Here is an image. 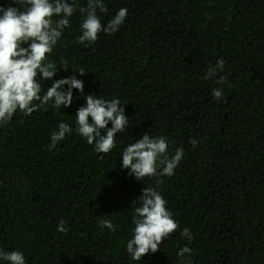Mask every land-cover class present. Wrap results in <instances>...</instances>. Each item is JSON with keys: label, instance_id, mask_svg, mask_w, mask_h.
Masks as SVG:
<instances>
[{"label": "trees", "instance_id": "1", "mask_svg": "<svg viewBox=\"0 0 264 264\" xmlns=\"http://www.w3.org/2000/svg\"><path fill=\"white\" fill-rule=\"evenodd\" d=\"M105 4L103 23L122 7L125 23L82 47L77 12L52 56L70 70L55 79L83 68L85 93L126 102L129 126L106 155L75 132L49 151L59 122L75 127L85 101L74 89L70 107L18 112L0 127V248L22 251L27 264H139L125 250L131 204L158 178L137 181L121 169L119 154L148 132L168 138L169 154L183 148L185 155L173 176L159 178L179 227L142 264H182L176 252L186 244L192 264H264V0ZM219 59L224 70L205 79ZM220 77L225 83L217 84ZM214 88L223 89L222 100L213 99ZM105 215L116 233L98 226ZM60 220L66 234L57 231Z\"/></svg>", "mask_w": 264, "mask_h": 264}, {"label": "clouds", "instance_id": "2", "mask_svg": "<svg viewBox=\"0 0 264 264\" xmlns=\"http://www.w3.org/2000/svg\"><path fill=\"white\" fill-rule=\"evenodd\" d=\"M105 0H87L81 6L79 0H10L0 3V127L7 126L19 112L25 117L43 109L61 111L73 104V90L85 101L74 117V125L61 121L50 132L48 150L55 149L66 135H76L93 146L95 153L108 154L117 146V135L125 132L129 126V117L124 105L117 96L105 99L99 95L86 94L85 75L81 68L71 75L55 79L60 69L70 70L68 61L59 62L52 56L61 42L66 30L72 27V17L80 14L79 35L75 43L82 47L95 44L99 34L113 35L125 23L127 8H120L105 24L101 13L107 12ZM225 62L219 59L215 67L208 69L205 79H212L223 71ZM42 81H52L51 86H42ZM217 84L225 83L220 77ZM67 86V87H66ZM213 99L223 98V89L212 90ZM109 124L111 127H109ZM193 148L198 145L191 139ZM185 155L183 148H176L169 154L168 138L162 135H150L144 132L142 137L127 144L120 152V167L128 175L142 181L145 177H157V184L146 186L140 197L133 201L134 215L130 238L126 242V252L133 262L142 264L146 254L156 253L163 241L179 227L167 201L160 191V177H171ZM103 159V155L100 156ZM98 226L113 234L117 226L102 216ZM57 231L67 233L65 221L60 220ZM180 235L189 243L193 234L184 228ZM193 250L187 244L177 249L176 255L182 264H192ZM0 264H27L25 254L20 250L5 251L0 248Z\"/></svg>", "mask_w": 264, "mask_h": 264}]
</instances>
